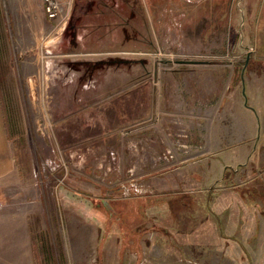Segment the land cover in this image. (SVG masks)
Returning <instances> with one entry per match:
<instances>
[{"label":"rangeland","instance_id":"obj_1","mask_svg":"<svg viewBox=\"0 0 264 264\" xmlns=\"http://www.w3.org/2000/svg\"><path fill=\"white\" fill-rule=\"evenodd\" d=\"M58 1L53 20L44 0H0V100L18 168L0 211L30 216V264H264V121L251 129L240 79L262 66L264 92V0H247L256 18L240 6L235 24L234 0H221L226 26L213 19L205 42L186 35L192 25L171 30L162 56H65L76 3ZM152 2L171 23L170 2ZM194 8L190 20L207 13ZM161 80L168 105L124 113L123 96Z\"/></svg>","mask_w":264,"mask_h":264},{"label":"crops","instance_id":"obj_2","mask_svg":"<svg viewBox=\"0 0 264 264\" xmlns=\"http://www.w3.org/2000/svg\"><path fill=\"white\" fill-rule=\"evenodd\" d=\"M74 1V3H76L74 8L70 7V10H68V16L73 15L72 21L70 20V25L72 24L74 27V39L65 38L70 47L69 50L73 49V52L68 54L65 53V56H124L131 52H136L135 50H139L137 52H140L141 54H148L151 56L152 52L150 51H153V49H156L154 50L156 55L162 56L164 53H169L165 52L161 47H163L166 40V34L171 32V30L177 33V28L184 27L186 24L192 25L193 29L190 28V30H187L185 32L186 35H191L194 38L200 36L202 41L205 42L207 41V34L210 35L214 33V28L212 27L218 26V23L212 22V20H220V22L222 21L223 26H226L228 16V9L226 6L223 5L220 7L222 5L221 0H219L217 4L218 8L216 9H213L214 6L212 7L211 4H216V1L218 0H167V2H170V6H164L162 11H170L172 16L171 23L162 20L157 14L156 16L155 14L152 16V13H154L153 9L156 8L153 7L154 4L152 0ZM205 3H207V6H205ZM64 4H66V2H64ZM198 5L202 7L203 10L206 9L207 13H203L200 17L202 19L200 20H198L199 14L195 15L196 17L194 20H190L189 10L194 7L196 8ZM240 6L245 8V11L248 10L250 12V15L248 16L251 18V21L253 18H256L255 16L257 13L255 12V8L257 9L258 7L251 5V1L234 0V3H231L230 5V20H232V22L234 21V24L240 20V22L244 21V18L242 17L243 15L239 17L237 14V10H240ZM210 9H212L213 12ZM175 13L176 17L174 18L173 15ZM159 14L161 16L162 12ZM187 18L190 19L187 20ZM206 22H209V29L205 30L204 28L201 30V26H204ZM173 35L170 36L172 37ZM168 38V41L177 40H173L169 36ZM147 46L150 48L149 50L147 49ZM143 48L144 50H142ZM142 51H145V53ZM176 53L179 52L170 51V55L175 56ZM228 54L229 52L225 49L217 51H202V56L218 59L226 58L228 57ZM193 55L199 56L200 54L193 53ZM246 66L243 71H241L242 77L240 79L244 86L243 92L244 90L250 91L253 100L251 104L252 106L246 110L247 121L251 122L250 127L253 131H258V122L264 121V112L259 113V111L262 110H259V108L264 106L263 101H261L264 92L260 91L262 89L257 88L260 81L263 82L260 80L263 71H261L262 66H256V71H252V73L255 72L256 78L253 79L252 77V79H248L249 82H247L245 76H247L249 72L246 71ZM217 68L225 81L227 67L220 66ZM162 71V68L161 70H159L158 67L154 69L156 76ZM152 84L154 85L153 99H151V97L149 98ZM167 88L168 87H166V84H164L162 80L156 83H139L133 92H129L126 94L127 96H123L121 105L123 104L124 113L130 114L131 111L135 112L137 111L136 107L139 108L138 112L143 111V109L146 110L147 107L151 108L153 102L155 107L159 105H168V98L171 102L173 99V93H171V97H169ZM162 111L163 110L161 109V116L163 113ZM155 113L157 114V110ZM160 127L162 128L161 124L156 125V128ZM17 174L18 168L13 157L12 143L4 122L3 107L0 100V190L3 185L7 184L8 180L13 179V176L16 178ZM107 195L108 196H102L99 194L93 197L99 200L107 199L114 203L119 199V197L114 195ZM85 207L86 206L76 204L72 209L74 210V214L79 216L83 214L80 213V210L85 211ZM89 208H92V206ZM22 217L28 219L30 216L28 214L20 216L19 212L15 211H0V264H30V227L27 226V224H24L27 223V220L26 222L23 221Z\"/></svg>","mask_w":264,"mask_h":264},{"label":"built area","instance_id":"obj_3","mask_svg":"<svg viewBox=\"0 0 264 264\" xmlns=\"http://www.w3.org/2000/svg\"><path fill=\"white\" fill-rule=\"evenodd\" d=\"M46 13L50 19L58 20L62 15V7L58 0H44Z\"/></svg>","mask_w":264,"mask_h":264},{"label":"bare ground","instance_id":"obj_4","mask_svg":"<svg viewBox=\"0 0 264 264\" xmlns=\"http://www.w3.org/2000/svg\"><path fill=\"white\" fill-rule=\"evenodd\" d=\"M115 217V216H114Z\"/></svg>","mask_w":264,"mask_h":264}]
</instances>
